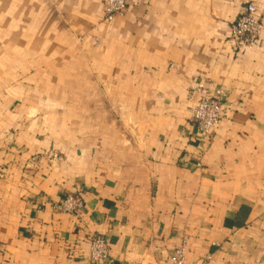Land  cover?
I'll use <instances>...</instances> for the list:
<instances>
[{
	"label": "crops",
	"instance_id": "obj_1",
	"mask_svg": "<svg viewBox=\"0 0 264 264\" xmlns=\"http://www.w3.org/2000/svg\"><path fill=\"white\" fill-rule=\"evenodd\" d=\"M104 1L0 0V264H80L93 235L99 264H264V32L230 39L249 0ZM195 78L227 92L211 137Z\"/></svg>",
	"mask_w": 264,
	"mask_h": 264
},
{
	"label": "built area",
	"instance_id": "obj_2",
	"mask_svg": "<svg viewBox=\"0 0 264 264\" xmlns=\"http://www.w3.org/2000/svg\"><path fill=\"white\" fill-rule=\"evenodd\" d=\"M104 2L107 21H112L134 5V0H105ZM258 9L256 0H249L237 20L231 24L230 39L237 51L254 48L261 38L264 32V21ZM190 93L197 97L191 109V122L199 133L211 137L224 116L227 92L212 81L195 78ZM83 206V198L76 194H68L53 204L54 210L74 215H79ZM89 240V261H82L80 264H99L109 261L111 246L107 239L101 235H93ZM186 251L185 244L178 246L171 256V264H186Z\"/></svg>",
	"mask_w": 264,
	"mask_h": 264
}]
</instances>
